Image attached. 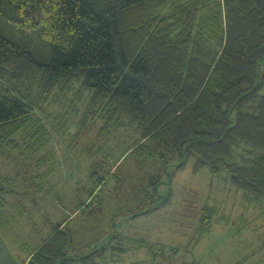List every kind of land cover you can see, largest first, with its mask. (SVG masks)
I'll use <instances>...</instances> for the list:
<instances>
[{
  "label": "trees",
  "instance_id": "16d2710c",
  "mask_svg": "<svg viewBox=\"0 0 264 264\" xmlns=\"http://www.w3.org/2000/svg\"><path fill=\"white\" fill-rule=\"evenodd\" d=\"M64 106L80 133L98 122L99 138L134 129L130 155L141 166L156 162L171 177L168 166L193 160L262 204L264 0H0V148L25 133L32 151L45 150L42 116ZM160 184L142 188L155 201L131 218L170 201ZM5 193L0 186L2 228ZM214 214L202 209L201 235ZM73 235L56 223L25 264H116L134 245L113 230L76 253ZM159 254L156 264H169Z\"/></svg>",
  "mask_w": 264,
  "mask_h": 264
},
{
  "label": "rangeland",
  "instance_id": "374dc122",
  "mask_svg": "<svg viewBox=\"0 0 264 264\" xmlns=\"http://www.w3.org/2000/svg\"><path fill=\"white\" fill-rule=\"evenodd\" d=\"M47 112V118L42 116L50 136L45 150L32 151L25 133L16 148H0V186L7 191L0 264H22L60 222L74 232L76 253L89 252L113 230L134 241L116 264H156L161 248L169 264H264V202L248 205L207 167L193 169V160L178 170L168 166L171 177L156 162L141 166L143 157L130 155L138 138L134 129L99 138L100 122L80 133L66 106ZM152 177L162 182V197L171 193L170 201L131 218L145 209L137 207L142 200L155 201L153 194L142 195ZM205 206L215 214L212 227L201 235Z\"/></svg>",
  "mask_w": 264,
  "mask_h": 264
},
{
  "label": "crops",
  "instance_id": "0c3cea01",
  "mask_svg": "<svg viewBox=\"0 0 264 264\" xmlns=\"http://www.w3.org/2000/svg\"><path fill=\"white\" fill-rule=\"evenodd\" d=\"M2 227L0 226V235L2 234V229H1ZM6 253V252H5ZM4 253V254H5ZM11 256H12V252H11ZM26 258H27V256H26ZM26 258H25V260L23 261V263L22 264H25V262H26Z\"/></svg>",
  "mask_w": 264,
  "mask_h": 264
}]
</instances>
